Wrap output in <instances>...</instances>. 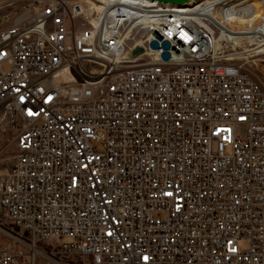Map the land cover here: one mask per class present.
<instances>
[{
	"label": "built area",
	"instance_id": "2783aa9c",
	"mask_svg": "<svg viewBox=\"0 0 264 264\" xmlns=\"http://www.w3.org/2000/svg\"><path fill=\"white\" fill-rule=\"evenodd\" d=\"M241 1L0 0V220L27 236L0 264H264V85L236 56L255 36L230 33ZM85 60L104 69L73 98L57 77L87 79Z\"/></svg>",
	"mask_w": 264,
	"mask_h": 264
},
{
	"label": "bare ground",
	"instance_id": "6f19581e",
	"mask_svg": "<svg viewBox=\"0 0 264 264\" xmlns=\"http://www.w3.org/2000/svg\"><path fill=\"white\" fill-rule=\"evenodd\" d=\"M33 1V0H24ZM93 1L96 4L93 5L95 9L102 10L104 4L108 1L119 2L121 0H86ZM127 1V0H125ZM147 4L148 9H163L172 11H185L190 7H195L200 3V0H190L184 5L158 3L155 1L141 0ZM129 3V2H127ZM241 5L246 4L247 9L251 10L249 18L242 16L237 19L236 24H230V33H253L257 37H253L249 40L250 43L256 45V48L248 50L245 55L247 58H254L264 54V4L261 0H242ZM121 5H114L113 7L119 8ZM130 8V7H128ZM124 9V8H122ZM122 9L118 11L123 12ZM244 10V9H243ZM209 16L212 17V25H219V20L222 17L218 16V4L209 5ZM240 34V33H239ZM259 38V39H258ZM242 41V40H241ZM241 41H234L235 46H240ZM251 46V45H250ZM242 55V54H241ZM121 56H115L117 61L123 58ZM84 70L87 73V79L79 80L72 78L68 73L63 72L57 77V81L63 90H68L73 98H82L90 95L97 89L98 82L97 76L101 74L104 69V64L91 60H85L82 63Z\"/></svg>",
	"mask_w": 264,
	"mask_h": 264
},
{
	"label": "rangeland",
	"instance_id": "374dc122",
	"mask_svg": "<svg viewBox=\"0 0 264 264\" xmlns=\"http://www.w3.org/2000/svg\"><path fill=\"white\" fill-rule=\"evenodd\" d=\"M202 0H200L201 2ZM264 4V0H261ZM242 7H247L246 4L241 5ZM245 46L242 51L239 52H247L248 50H252L256 47ZM238 52V53H239ZM264 55V54H262ZM239 58H245L247 60H243L242 62L245 64L247 69L253 74V76L259 80L264 85V56H257L252 59L246 57L245 53L236 54ZM98 150H101V146L99 145ZM225 154H230V148H225ZM14 153V138L11 134L1 133L0 134V175H3L12 163V156ZM16 239L19 240H27L26 233L22 230L17 229L3 221L0 220V246L6 247L9 249H17L18 242ZM25 255H29L27 251H24Z\"/></svg>",
	"mask_w": 264,
	"mask_h": 264
},
{
	"label": "water",
	"instance_id": "95a60500",
	"mask_svg": "<svg viewBox=\"0 0 264 264\" xmlns=\"http://www.w3.org/2000/svg\"><path fill=\"white\" fill-rule=\"evenodd\" d=\"M149 1H155L158 3H167V4H176V5H184L188 3L190 0H149ZM154 37L156 38V41H152L149 44V48L153 51H156L159 49V47L163 50V53L161 55V59L163 61H168L170 58V54L168 50L171 48V45L168 41H162L159 45L158 41H161V37L155 33ZM144 53V48L137 46L130 54V58L135 59L139 55H142Z\"/></svg>",
	"mask_w": 264,
	"mask_h": 264
}]
</instances>
